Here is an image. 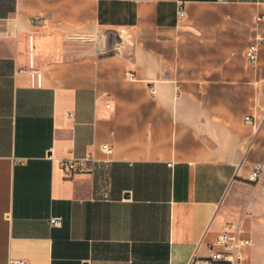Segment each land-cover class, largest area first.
Returning a JSON list of instances; mask_svg holds the SVG:
<instances>
[{
  "label": "crops",
  "instance_id": "obj_1",
  "mask_svg": "<svg viewBox=\"0 0 264 264\" xmlns=\"http://www.w3.org/2000/svg\"><path fill=\"white\" fill-rule=\"evenodd\" d=\"M262 17L264 0H0V264H188L226 222L264 264Z\"/></svg>",
  "mask_w": 264,
  "mask_h": 264
},
{
  "label": "built area",
  "instance_id": "obj_2",
  "mask_svg": "<svg viewBox=\"0 0 264 264\" xmlns=\"http://www.w3.org/2000/svg\"><path fill=\"white\" fill-rule=\"evenodd\" d=\"M185 10L183 7L179 9V16H185ZM264 17L259 18L258 21H262ZM264 39H259L257 43L251 45L247 51V58L251 65H256L259 59V49L263 45ZM133 77V74H129ZM247 122L256 126L254 120L250 117L246 118ZM101 151L112 156L114 149L108 144H103L100 147ZM94 153L89 152L83 158L65 159L59 162V165L63 172L68 176L75 174H83L88 170V164L90 162H97ZM106 161H108L106 159ZM260 181H264V162L258 163L254 166L252 173L248 178V182L257 184ZM50 225L53 227H59L62 224L61 217H52L50 219ZM244 230L239 222H226L224 229L219 233L216 242L209 245L210 254L208 257L198 258L193 256L188 264H242L244 259V251L251 245V240L243 236ZM9 264H25L22 260H12Z\"/></svg>",
  "mask_w": 264,
  "mask_h": 264
}]
</instances>
